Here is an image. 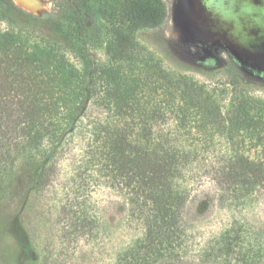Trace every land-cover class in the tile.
Returning a JSON list of instances; mask_svg holds the SVG:
<instances>
[{
	"label": "trees",
	"instance_id": "obj_1",
	"mask_svg": "<svg viewBox=\"0 0 264 264\" xmlns=\"http://www.w3.org/2000/svg\"><path fill=\"white\" fill-rule=\"evenodd\" d=\"M55 6L52 14L34 15L0 0V181H20L23 168L31 193L47 189L86 121L93 157L104 160L113 182L128 189L132 210L144 217L142 247L122 264H158L171 253L179 260L175 249L182 248L189 203L179 181L192 156L180 140L193 139V126L201 131L198 140L211 137L207 127L220 133L237 147L216 171L219 185L237 186L246 197L259 190L264 160L242 151L245 140L264 146V102L247 92L259 83L232 60L229 92L164 70L137 41L140 31L163 23V0H61ZM227 93L223 113L219 96ZM173 106L180 136L164 132V108ZM96 111L100 116H92ZM20 244L36 262L32 243ZM219 257L210 254L212 262Z\"/></svg>",
	"mask_w": 264,
	"mask_h": 264
},
{
	"label": "rangeland",
	"instance_id": "obj_2",
	"mask_svg": "<svg viewBox=\"0 0 264 264\" xmlns=\"http://www.w3.org/2000/svg\"><path fill=\"white\" fill-rule=\"evenodd\" d=\"M163 1V23L137 34L138 43L161 62L163 69L207 89L229 92L228 63L232 60L259 83L249 86L248 94L264 102L260 56L240 55L218 34L206 30L205 15L209 13L200 0ZM59 2L35 0L36 5L26 11L52 14ZM206 64L215 70L201 71ZM158 94H154L157 100H168ZM230 98V93L219 96L223 113ZM164 113V132L182 135L175 128V107L164 108ZM82 124L60 164V176L47 189L31 193L23 168L17 173L20 181H0V264H122L135 249L140 250L144 217L132 210L128 189L113 182L104 160L93 157L95 151L89 145L94 136L86 121ZM191 131L192 140H180V147L192 154L183 181H179L189 202L181 226L182 248L175 249L179 260L170 259L173 253L165 254L158 264H264V185L249 197L237 186H220L216 171L225 167L224 159L237 145H230L209 127L205 132L211 137L206 140H198L202 136L197 126ZM245 142V155L264 160L263 145ZM197 206L204 210L198 212ZM24 241H30L37 250L36 262L25 256L20 244ZM204 254H209L208 258ZM210 254L221 257L212 262Z\"/></svg>",
	"mask_w": 264,
	"mask_h": 264
},
{
	"label": "flooded vegetation",
	"instance_id": "obj_3",
	"mask_svg": "<svg viewBox=\"0 0 264 264\" xmlns=\"http://www.w3.org/2000/svg\"><path fill=\"white\" fill-rule=\"evenodd\" d=\"M245 1L264 11V0H240ZM206 30L215 33L230 47L236 49L240 55L248 57L260 56V62L264 65V28L243 24L241 33L244 35L242 39L234 35V27L232 24L226 25L212 18L209 14L205 15ZM210 39V38H209ZM209 41V40H208Z\"/></svg>",
	"mask_w": 264,
	"mask_h": 264
},
{
	"label": "water",
	"instance_id": "obj_4",
	"mask_svg": "<svg viewBox=\"0 0 264 264\" xmlns=\"http://www.w3.org/2000/svg\"><path fill=\"white\" fill-rule=\"evenodd\" d=\"M14 1V0H13ZM25 3H32L33 0H22ZM204 9L212 18L232 24L234 35L240 39L244 38L241 33L243 24L256 25L264 28V11L245 1L240 0H200ZM15 2V1H14ZM18 5L17 3H15ZM20 8L26 11L25 7Z\"/></svg>",
	"mask_w": 264,
	"mask_h": 264
},
{
	"label": "bare ground",
	"instance_id": "obj_5",
	"mask_svg": "<svg viewBox=\"0 0 264 264\" xmlns=\"http://www.w3.org/2000/svg\"><path fill=\"white\" fill-rule=\"evenodd\" d=\"M15 3H17L18 5H20L21 7H33L35 6V0L32 1V3H25L24 1L22 0H14Z\"/></svg>",
	"mask_w": 264,
	"mask_h": 264
}]
</instances>
